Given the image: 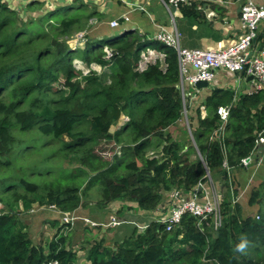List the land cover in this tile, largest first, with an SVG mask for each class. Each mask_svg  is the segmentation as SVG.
Returning a JSON list of instances; mask_svg holds the SVG:
<instances>
[{
  "label": "trees",
  "instance_id": "trees-1",
  "mask_svg": "<svg viewBox=\"0 0 264 264\" xmlns=\"http://www.w3.org/2000/svg\"><path fill=\"white\" fill-rule=\"evenodd\" d=\"M193 4L179 6L186 11ZM63 10L52 8L39 19L25 21L17 10L0 3V171L7 173L4 178L0 173V264H80L77 251L68 245L70 223L58 225L63 234L57 232L47 244L34 241L22 216V209L30 211L33 203L53 204L72 214L95 188L100 192L98 205L121 200L157 209L165 192L194 191L206 181L207 168L231 180L242 159L255 151L264 129V89L239 97L234 91L214 89L204 100L207 115L192 131L204 163L193 156L195 145L174 140L168 130L185 109L176 50L131 28L99 45L89 25L96 13L86 3ZM81 30H86L87 42L72 46L69 37ZM148 49L164 57L141 69L142 52ZM93 63L110 73L99 74ZM232 103L226 132L213 138L217 109ZM34 129L43 136L41 144L39 139L15 137L17 130ZM52 141H59L60 147L50 146ZM43 146L52 153L34 162L31 155ZM23 148L30 162L17 167ZM156 153L160 156L152 157ZM60 156L67 157L66 164H73L72 159L79 166L63 167L58 176ZM3 165L12 169L5 171ZM261 185L250 197V203L260 205L256 217H242L240 203L228 196L221 203L219 226L214 214L201 227L188 213L171 230L152 221L111 249L95 242L83 264H264V182ZM20 200L21 210L6 208ZM242 236L249 241L246 254L234 251Z\"/></svg>",
  "mask_w": 264,
  "mask_h": 264
},
{
  "label": "crops",
  "instance_id": "crops-1",
  "mask_svg": "<svg viewBox=\"0 0 264 264\" xmlns=\"http://www.w3.org/2000/svg\"><path fill=\"white\" fill-rule=\"evenodd\" d=\"M255 1L264 5V0ZM81 2L86 3L89 10L96 13L89 21L92 28L98 25H109L113 29H119L121 26L133 30L139 28L141 33L151 30V36L165 29L178 33L180 44L186 48H206L210 50L225 48L227 45L234 43L243 31L240 15L245 0H189L187 4L194 3L195 6L193 4L192 9L186 11L182 10L180 6L171 4L169 0H0V3H6L9 7L17 10L24 19L29 13L43 16L52 8L56 9L60 6L59 8L67 7V9H70ZM135 11L144 13L138 15V21L131 19V17L129 22L122 19L124 14L130 16ZM114 19H119L121 26L118 28L112 27L110 22ZM92 20H94V23H91ZM130 22L132 27L129 25ZM254 46L259 50H264V22L260 24ZM215 73V78L209 86L197 88V100L191 103L188 110L191 113V118L194 117V121H199L200 118L207 115L204 100L214 89H219L221 92L223 90L234 91L237 97L254 90L253 82L248 79L239 81L235 73L223 68L216 69ZM261 150L264 151V144L262 143L256 146L252 154L255 159L258 154L261 155ZM242 167L248 168L247 166ZM203 195L201 194L199 197L203 199ZM165 201L166 203L156 210L149 211L139 207L134 202L116 200L105 206L107 212L102 214L103 210L100 208H97V211H88L87 207L89 205H98L88 197L86 199L87 203L80 206L72 215L90 217L99 226L92 227L80 219L71 223L69 229H67V225L66 229L69 231L67 235L68 245L77 251L79 258L84 261L83 263H87L88 251L95 242L101 241L103 245L113 248L116 242L122 241L131 234L132 231L129 225L134 227L133 231L135 229L144 231L152 221L165 213H169L172 199L166 198ZM58 211L60 210L58 209ZM58 211L55 209V213ZM62 213L61 216H54L55 220L51 224L55 227L63 224L62 219L65 213ZM48 214H51V212L48 211ZM115 214L121 220H125L123 223L128 224L126 228L120 230V226L113 227L110 224L112 216ZM51 215L53 216V214ZM148 216H150V220L146 222ZM134 221L139 225H136ZM31 236L33 237L32 232Z\"/></svg>",
  "mask_w": 264,
  "mask_h": 264
},
{
  "label": "built area",
  "instance_id": "built-area-1",
  "mask_svg": "<svg viewBox=\"0 0 264 264\" xmlns=\"http://www.w3.org/2000/svg\"><path fill=\"white\" fill-rule=\"evenodd\" d=\"M169 1L176 6H179L181 3L189 2V0ZM122 19L125 22H129L130 16L124 14ZM240 19L243 28L241 35L234 43L227 45L225 48L213 50L206 48H186L180 44L178 33L170 32L165 29L151 37L152 42H159L166 47L174 48L178 54L180 72L179 88L183 94L186 109L187 99L190 105L197 100L198 87L196 86V83L199 81H207L210 84L215 78V70L219 68L237 74L239 81L253 76V79L250 81L254 84V90L248 93L264 89V50H259L254 46V41L258 36L260 24L264 22V5L259 4L255 0H245L241 8ZM110 25L114 28H118L121 26L120 20L114 19L110 22ZM126 31H128L127 28L121 30L123 34ZM242 71L244 72L243 75H241ZM186 96L187 98H185ZM235 96L237 97V94ZM232 105L233 103L230 105H221L217 109L219 125L214 129V138L223 136L226 124L230 117ZM261 143L264 144V129L259 132L257 137V146ZM159 156L160 155L157 153L152 155V157ZM200 156L203 159L201 153ZM260 158L261 155L257 156L256 159L252 154L248 155L242 159V166H248L254 159L257 160ZM224 166L229 172H231L227 162H225ZM199 185L203 190L202 194H204L203 202L198 201L199 193L190 192L194 195L190 198H183L181 191L173 192V197H171V211L165 213L155 221L166 224L167 229L171 230L187 213L197 218L199 226H202L204 220L211 214L215 215L216 222L221 220L220 207L222 200L217 196L213 197L210 191H208L209 189H207L202 182L199 183ZM218 199L220 203H218ZM50 207L56 208L53 204L50 205ZM75 219L76 217L74 215L65 213L62 223H73ZM85 221L92 227L99 226L97 222L87 218H85ZM123 222H125V220H121L119 216L115 214L112 216L110 224L113 227H118ZM134 223L139 225L135 221Z\"/></svg>",
  "mask_w": 264,
  "mask_h": 264
},
{
  "label": "rangeland",
  "instance_id": "rangeland-1",
  "mask_svg": "<svg viewBox=\"0 0 264 264\" xmlns=\"http://www.w3.org/2000/svg\"><path fill=\"white\" fill-rule=\"evenodd\" d=\"M58 8H56L55 10H57ZM63 8H64L63 13L69 10L65 7H63ZM164 10L167 13L165 7H164ZM44 11H46V10H44ZM139 14H144V13H141L139 11H135L130 15V17H131V19L138 21L137 18H138ZM40 17H42V16H36L35 14L29 13V14H27V16H25V21L28 18L29 19L30 18L39 19ZM169 17L171 18L170 15H169ZM91 23H94V20H92ZM171 23H172V21H171ZM129 25H131V27H132L131 22L129 23ZM146 26H148V25H146ZM122 29H123V27H120L119 29H113L109 25H98L97 27L90 28V33L95 38V42L99 43V45H106L109 41H112L116 37L117 38H119V36L121 37V35L123 34L121 32ZM136 31L141 33V30L139 28H137ZM150 31L151 30H148V32H144L141 34H145L147 36V38L151 41L152 36L150 35L151 34ZM85 32H86V30H81L80 32H75L74 34H72L69 37L70 38L69 43L72 46H75L76 44L81 45L83 43H86L88 40V37L83 36L85 34ZM163 57L164 56L161 52L156 51L155 49H148L147 51H144V53L142 52L141 61H140V68L142 69L145 66H147L149 63L155 62L156 59H163ZM93 67L94 68H92V69L97 71L99 74H102L104 72L107 74L110 73V69L108 67H103L102 65H99L96 63H93ZM106 79H108V77H106ZM63 80L64 79H61V82H63ZM56 86L58 87L59 85H56ZM185 98H187V96ZM189 108H190V104L188 103V99H187V109L186 108L184 109V112H183L181 119L179 121H177L175 124H173L171 127H169V129H168L172 135V138L174 140H178V141L182 142L185 146L191 145V144L195 145L196 142H195L194 135H193L192 131L195 130V128H197L198 122H199L198 120L194 121V117L191 118V116H190L191 113L188 112ZM191 121H193L192 124H191ZM218 125H219V121H218ZM225 129H226V127H225ZM213 132H214V130H213ZM213 132H212V137L214 138L215 136H213ZM225 132L226 131L224 130V133ZM14 134H15V137L17 139H19L20 141H27V140L30 141L31 140L33 142V141L39 139L38 142H40L39 144H41L42 141L44 140V139H40L43 136L36 129L28 131L26 133L19 132L17 130L14 132ZM153 140L158 141V139L156 137H153ZM154 141L152 143L155 145L156 143H154ZM51 145L55 146L56 149H58L60 147V142L59 141H52L50 146ZM108 146L110 147L109 144H108ZM155 146H153L151 149L156 148ZM99 147H100V144L97 145V147H96L97 152H98ZM103 147H105V145ZM27 150L28 149L23 148L22 150L19 151L21 156L18 158V163L16 164L17 167H19L18 165H20V164L24 165L25 163L27 164L30 162V160H28L25 156L26 153H24V152H29ZM52 150L53 149L50 148L49 146H43L38 151L34 152L33 155H31V157H32L34 162H39V160L43 156L52 153ZM100 150H101V148H100ZM110 150H109L110 153H108V154H112V151H110ZM193 156L194 157H201L200 151L196 147V145H195V153L193 154ZM55 157H57V156H55ZM66 159H67V157L63 158V156H60V160L63 163V166L60 167V164H58V167L56 170V174L58 176L63 175V167L70 169L69 166H73V167L79 166V164L76 161H73L72 159H70V156H69V159L73 162V164H66V162H68V161H66ZM201 159H202V157H201ZM44 164L47 165V162L46 163H40V166H44ZM2 167L5 171L12 169V167H8L6 165H3ZM247 167L248 168H243L241 166V167L235 169L234 177H232V179L229 180L228 182L225 179H223V177L221 176L220 173H211L209 168H207L206 174H205L206 181H203V185L207 189H209L208 191H210V193L213 197H215V196L219 197L222 200V202L224 201V198H226L228 196L232 197V200L234 198V200H233L234 202H236V201L239 202L240 206H241V210H242V217H246V216H253V217L255 216L256 217L258 215V210H259L260 205L258 203H256V204L250 203V197H251V193L253 192V190L255 188L261 189L263 187V185H261V184H262V182H264V151L261 150V158L260 159H257V160L254 159L253 162L250 165H248ZM46 169H47V167L43 168V170H46ZM0 170H2V168ZM14 170L16 171V169H14ZM0 173H1V171H0ZM20 173H22V172H20ZM6 175H7V173L4 171L1 173V176L3 178H4V176L6 177ZM200 190H202V189L199 185L198 187L195 188L194 191H192V193H198ZM176 191H181L183 198H190L191 196L194 195V194L192 195V193H190L189 191H186V190L173 189L172 191L164 193V200L161 202V204L158 207H160L166 203V201H165L166 198L173 197L172 194H173V192H176ZM202 192H203V190H202ZM88 193H89L88 196L91 199V201L98 203L97 200H98V197L100 195L99 190L92 188ZM1 195H3V194H1ZM199 196H201V195H199ZM198 201L203 202V199L198 197ZM18 202L19 203H14V204H11L10 206L7 205L6 208L7 209L14 208L16 210H21L24 207V205L22 203V200H20ZM218 203H220L219 199H218ZM32 206L33 207L28 212H25L24 211L25 209H22L23 210L22 216H23V219H25L26 225L28 226V230H30L32 232V235L34 237V238L33 237L32 238L34 239V241L36 243H38V244L42 243L45 245V243L47 244L50 239L54 238V235L57 234V232L59 234H63L64 229L58 231V228L51 224L55 220L54 216L63 215L62 211L58 207L53 208V207H50V205L48 207L45 205L39 206L38 202L33 203ZM87 208H88V211H92V210L97 211V208H100L101 210H103L102 214L104 212H107L104 205H89ZM51 209H53V210H51ZM55 209L57 211L59 209L61 212L58 211L55 213ZM153 210H156V209H152L149 211H153ZM48 211L51 212V214H53V216L51 214H48ZM75 217H76L75 222L80 219L85 224H87L85 221V218L92 220L90 217H87V216H85V217L75 216ZM149 217L150 216H148V218H146V220H145L146 222H148L150 220ZM62 221H63V219H62ZM197 224H198V220H197ZM216 225H218V226L221 225V220L217 221ZM127 226H128L127 223H123L122 225H120L119 229L122 230L123 228H126ZM199 227H201V226H199ZM129 228L133 232L134 227L129 225ZM67 229H69V226L67 227ZM81 259L82 258H79V262H80V264H83L84 261Z\"/></svg>",
  "mask_w": 264,
  "mask_h": 264
},
{
  "label": "clouds",
  "instance_id": "clouds-1",
  "mask_svg": "<svg viewBox=\"0 0 264 264\" xmlns=\"http://www.w3.org/2000/svg\"><path fill=\"white\" fill-rule=\"evenodd\" d=\"M148 226V225H147ZM146 226V227H147ZM138 228V227H137ZM146 229V228H145ZM248 243H249V241H248V238L246 237V236H242L241 238H240V241H239V243H237L236 245H235V249H234V251H236V252H239V253H241V254H246V250H247V248H248Z\"/></svg>",
  "mask_w": 264,
  "mask_h": 264
},
{
  "label": "water",
  "instance_id": "water-1",
  "mask_svg": "<svg viewBox=\"0 0 264 264\" xmlns=\"http://www.w3.org/2000/svg\"><path fill=\"white\" fill-rule=\"evenodd\" d=\"M243 74H244V72L242 71L241 75H243ZM251 79H253V76H250L248 78V80H251ZM196 86L198 88H203V87L209 86V83L207 81H199V82L196 83ZM0 204H1V202H0ZM109 249H111V248H109Z\"/></svg>",
  "mask_w": 264,
  "mask_h": 264
}]
</instances>
